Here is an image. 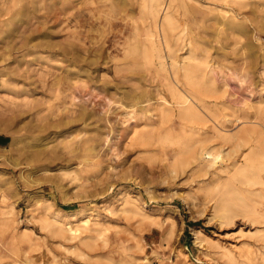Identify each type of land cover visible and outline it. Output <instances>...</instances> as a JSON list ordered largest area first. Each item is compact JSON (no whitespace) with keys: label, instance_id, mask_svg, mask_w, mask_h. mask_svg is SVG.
Here are the masks:
<instances>
[{"label":"rangeland","instance_id":"rangeland-1","mask_svg":"<svg viewBox=\"0 0 264 264\" xmlns=\"http://www.w3.org/2000/svg\"><path fill=\"white\" fill-rule=\"evenodd\" d=\"M140 5L0 0V264H230L221 248L237 264L246 250L243 264H264V219L245 215L241 182L229 179L244 148L218 145L221 162L196 171L171 163L173 148L156 136L132 141L141 122L131 110L153 103L160 89L124 53ZM175 14L182 39L206 53L223 86L217 112L242 117L264 87V0H184ZM133 94L153 102L130 107ZM13 135L17 147L8 145ZM215 184L241 202L225 219L214 209ZM126 197L142 212L124 208ZM250 199L264 212L263 196ZM71 210L82 211L73 225L89 220L76 237L46 227Z\"/></svg>","mask_w":264,"mask_h":264},{"label":"bare ground","instance_id":"bare-ground-1","mask_svg":"<svg viewBox=\"0 0 264 264\" xmlns=\"http://www.w3.org/2000/svg\"><path fill=\"white\" fill-rule=\"evenodd\" d=\"M177 2L184 4V0H167V2L163 0H141L140 21L135 25L134 35L132 39L130 38L131 41L127 46L126 52H124L129 59V66L142 68L141 73L143 69L149 72L151 70L154 78L155 76L158 77L160 83V89L155 95L157 97L154 102L148 97L139 101V96L136 97L135 94L130 99V107H137L142 102H153L146 103L147 105L140 108L139 112H137V108L131 110L130 113H134L135 119L141 122L140 126L138 124L135 125L132 141L145 144L156 136L158 142L165 145L168 144L173 148H171L172 156L169 160L171 163L194 164L196 171L212 169L217 160L219 159L220 161V151L215 149L218 145H230L231 149L235 148L236 150H239L240 147L244 148V151L240 153L241 164H236L232 167L229 179L241 182V188L236 187V190L238 192L241 191L244 204L243 212L253 222H257L259 219H264V212L257 210L255 202L250 198L251 196L264 197V95H262L264 87L259 97H257L258 100L248 107V111L242 117L241 113L227 119L225 118L226 115L221 116L217 112L218 109L216 107L220 104L225 106L223 102V86L215 82L216 79L213 77L215 70L209 62L210 60H208L206 53L197 51L191 39L187 41L182 39L185 29L175 14ZM224 13L225 11H222L223 17H225ZM224 23L225 25L231 24L228 21H224ZM183 48H186V51L185 55L181 56L178 51ZM238 81L241 83V78H238ZM52 114L54 115V113ZM241 124L245 126L241 127ZM233 128L236 129L233 131ZM19 143L18 137L13 135L10 137L8 145L17 147ZM119 153L121 154L120 149ZM216 186L218 184H215L214 189L218 192L214 202V209H216L215 211H217L220 219H225L227 217L226 208L228 206L241 208V202H232L222 195L220 196L219 187ZM125 205L132 207L133 211L142 212L141 208H138L129 197L124 199V208ZM81 213V210H71L65 213L63 217L56 213L52 217V222L46 221L45 225L58 235L74 238L79 234V228L81 226L87 227L89 222V220H81V225H73L71 223V220H76ZM221 249L222 256L230 264H237L231 249ZM249 252V250H246V253L241 251V264L244 261L251 260ZM261 257L264 258V256Z\"/></svg>","mask_w":264,"mask_h":264}]
</instances>
